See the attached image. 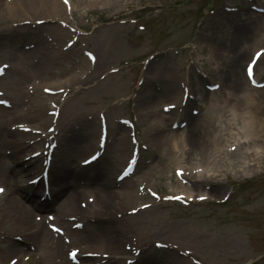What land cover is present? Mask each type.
Returning <instances> with one entry per match:
<instances>
[{"label": "rangeland", "instance_id": "1", "mask_svg": "<svg viewBox=\"0 0 264 264\" xmlns=\"http://www.w3.org/2000/svg\"><path fill=\"white\" fill-rule=\"evenodd\" d=\"M4 1L6 0H0V35L8 27H14L13 30L18 27L12 26V22H15L13 20L17 18L2 12ZM18 3L15 0L14 4L4 6L16 7L17 14H23L22 18L30 24L33 33L24 35V29L16 28L15 31L7 32L9 37H0V63L9 64L6 74L0 78V90L3 92L2 98L10 101L12 107H0L6 114L4 125L0 128H5L6 131L8 126L15 127L17 123H22L30 128L39 126V129H44L49 124L45 121L40 125L34 118L29 119V110L26 108L30 106L32 114V104L42 100L45 103L44 113L49 115L47 112L54 103H49V98H45L47 95L40 87L35 90L33 83L35 80H44L45 86H49L50 80L57 76L54 73L58 74V68L65 63V59H58L59 66L51 74L49 71L36 70L31 60V57L34 59L32 51H37L42 45L36 44V39L31 38V35L42 36L48 47L49 43L57 46L60 53L66 40L75 35L78 40L70 47V55L75 58L68 64V70H75L81 80L76 83L77 90L64 96L59 116L61 121L68 120L70 124L69 148L75 143L80 144L81 126L84 122H91V118L96 122L92 138L95 140L99 112L116 128L117 134L112 135L116 139H111L109 149L117 148L116 143L122 141L125 149L129 150L132 145L129 129L135 130L136 141L144 147L138 162L140 168L134 180L146 179L145 185L156 191L159 198H151L145 190L143 194H137V200L133 204H155L123 218L128 237L118 240L111 249L121 248L125 251V241L128 247L133 246L128 250L130 252H135L144 244L153 251L157 250L153 240H160L170 246L159 253L165 260H155L156 264H264V166L259 163L253 170L250 168L254 166L239 170L240 168H232L226 163L228 157L224 158L225 163L222 164L219 154V150L224 149L234 152L229 147L236 146V141L241 139L240 119L232 107L241 90L234 91L227 87L224 74L232 69L233 64L236 67L239 64L242 76L246 79L243 67L256 49L251 48L253 35L257 34L262 25L252 12L251 5H264V0H72L69 9H65L62 4V10L58 9L55 18L49 16L47 19L42 18L44 15L35 6L30 9L29 18H26L23 9L19 10ZM41 20L48 21L38 22ZM239 30H246L249 34L247 38L240 39L244 35L240 31L239 36ZM49 33L58 35V39H52ZM260 47H264V36L257 48ZM86 49L97 57L95 65L84 57ZM26 52H30L27 58L24 57ZM258 67L263 69L264 61ZM112 68L117 71H110ZM68 73L67 71L62 76ZM194 73L202 74L199 76L204 79L203 82L220 84L219 89L210 91L212 94L207 98L203 90H198L203 101L193 103L186 109L196 117L195 122L204 140L200 139L198 146L190 151L186 140H181V135L183 137L187 132L186 127L178 125V128H172L171 120L175 115L176 119L185 120L180 116L182 110L176 108L177 112L174 111V117L170 120H165L161 114L156 119L160 124V131L164 130L161 134L168 133L166 140L152 141L155 139H150L148 129L155 118L151 114L161 113V105L172 102V99L160 93V85L165 78L172 77L176 86L182 82L179 89L182 90L185 83L190 88L187 78L190 79ZM244 81V85L248 86V82ZM220 88L222 92L216 94ZM179 89L175 91L177 95ZM156 94L157 98L154 97ZM192 110L195 114L191 113ZM17 111H22L26 116L28 114L27 118H16ZM119 118L129 119L133 127L123 122L124 126L120 128L123 124L119 123ZM227 123H231V127ZM214 129L219 131L214 132ZM215 133L220 135V144L216 143L217 146L208 149L210 135ZM22 134L29 137L30 131ZM8 138L5 135L4 139ZM41 145L42 141L36 140L33 146L23 148L18 154H29L36 148L41 149ZM9 146L1 145L0 153L8 161L13 158L17 160L18 154L14 155V149ZM61 150L60 147L57 148L54 157ZM82 151L80 149L74 152L73 148L64 150L63 156L71 155L75 165L76 160L81 158L79 156L83 154ZM247 152H241L240 160L248 163L247 157H251ZM146 165H150L151 169L144 175ZM199 165L208 168V173L190 177L191 172V175L197 173ZM97 166L95 163L91 169ZM177 167L186 171L183 177L174 174ZM110 171L113 176L114 168L111 167ZM26 172L28 170L24 169V184L25 178L29 176ZM105 181L108 182L109 179ZM0 184L5 186L2 181ZM91 186L95 189L96 182ZM98 191L93 190V194ZM189 191L192 195L210 192V196L207 200L188 204L168 198L175 194L187 196L188 193L184 192ZM86 192L91 193L90 190ZM228 194V199L223 203L217 202ZM9 197L5 195L1 199V208ZM47 214H33V221L39 224L43 218L47 219ZM48 223L45 225L46 232H49ZM68 225L71 226V222ZM47 234L49 237V233ZM67 236L71 239L68 244L60 237V240L57 237L56 244L55 241L51 242V238H47L45 242H49V253L45 251L44 261L37 264H63L62 258L66 257L68 247L88 241L83 233L75 236L67 233ZM15 238L21 242V239ZM9 240L0 234V246ZM61 244L62 253L58 251ZM22 247L25 249L23 245ZM35 247L33 245L28 252H34ZM187 251L193 257L181 254L188 253ZM11 256L14 258L17 253H4L0 260L7 264ZM191 258L197 262H191Z\"/></svg>", "mask_w": 264, "mask_h": 264}, {"label": "bare ground", "instance_id": "2", "mask_svg": "<svg viewBox=\"0 0 264 264\" xmlns=\"http://www.w3.org/2000/svg\"><path fill=\"white\" fill-rule=\"evenodd\" d=\"M20 9L22 12H24V15L26 18H29V14L31 13L30 9L32 7H36L37 10H39L40 14L44 15L42 18H47L49 16L54 17L58 13V9L62 10V6L58 0H18ZM14 4L15 0L12 1ZM69 4H72V0H69ZM55 7L57 9H55ZM2 12L6 13L8 16L15 17L17 19L13 20L19 23H24V19L22 18L23 14L18 13L17 14V9L16 7H13L12 5L10 6H4L2 5L1 7ZM34 9V8H33ZM256 16L259 18L258 21L261 22V26L258 29L259 31L257 34L254 33V41L251 44V48L254 46H258L262 42V36L264 35V19L260 18V14H256ZM263 16V15H262ZM35 21V20H34ZM18 27V29L22 30L25 29L24 35H27V33H33V30L29 25H24L21 24ZM48 32H49V26L46 27ZM16 29V28H15ZM15 29L7 28L4 31V34L0 35L4 37H9L7 36V32L9 30L15 31ZM52 27H50V30ZM240 31H238V35L240 36ZM245 31H241V34L244 36H240L242 38H247L249 35L247 32V35H245ZM31 38L36 39L37 43H44V38L40 35H35L32 36ZM2 39V38H1ZM0 39V40H1ZM238 40V36H237ZM42 57L38 58V61L40 63H37L38 66L36 67V70L41 71H51L56 68L53 66V64H56V61L54 59H57L60 57V53L57 51H49L47 47H42ZM27 55V53H25ZM64 57L70 59V56H67L66 54H62ZM238 61V60H236ZM264 61V56L262 57V62ZM62 71L66 70L70 73V76H67L64 81L63 76H59L58 78H55L54 80L57 81H62L64 84H61L65 87L67 86H73L76 82V75L72 71V69L69 71L68 66H63L61 68ZM264 68L262 70H259L256 73L255 69V75L260 76L264 80ZM224 77L226 79V86L229 87L230 89L234 91H240V94L235 100L233 101L232 107L238 114V117L240 119V127H239V132L240 135H242V138L244 140H239L238 142V148L235 149L234 152H230L227 149L224 150H219L220 159L221 163L224 164V158L228 157V163L232 168H240L241 170H244L245 168L244 164L245 161L240 160L241 158V152L242 151H248L246 154L252 158L247 157L250 161L254 162V168L250 169H255L261 163L264 166V160L261 161L260 158L263 157L264 159V87L262 88H254L250 86H245L244 85V76H242V71L240 68V65L236 67V65H232V69L230 71H226L224 74ZM193 81L191 82L192 88H195L197 83H200L198 81L197 77H193ZM61 83V82H60ZM57 87H50L52 89H56ZM75 87V86H74ZM74 87L70 88L69 91H72ZM162 92L164 94H167L168 92L166 91V88H170V92H172V95L168 94V97H173L174 101L177 99L175 93L176 89H178V86L175 84V80L170 79V78H165L164 82L162 84ZM73 92V91H72ZM206 95L205 97L209 94V92L206 90L205 91ZM175 96V97H174ZM155 98L158 97V94L154 95ZM54 96L51 97L53 99ZM60 98V97H59ZM58 98V100H59ZM171 99V98H170ZM203 99V97H201ZM188 102H191V100L187 99ZM60 102V101H59ZM43 101L37 102V105L33 109L32 117L39 119L38 122L41 125L43 122L47 121L49 122L48 126L52 125V117H48L44 114L43 112ZM31 113V111H30ZM152 113V112H150ZM186 113V114H185ZM164 117L165 114L159 113V112H154L151 115L154 116V121L151 123L149 126V137L152 139L154 137L155 140L152 141H158V140H166V136H168V133H163L164 130L160 131L161 127L160 124L157 122L156 119H158L159 115ZM184 115L186 116L187 123H186V134H183V137L181 135V140L182 138L185 141L186 145H189L190 151L195 148V146H198L197 144L199 143V140L202 139V133L201 130L198 128V125L196 124L195 116H191L188 114V112H184ZM157 117V118H156ZM6 114L4 110L0 108V126L4 125ZM54 127V138H58L59 140V147L62 150H68L72 149L74 152L83 150L84 153H88V151L91 150L92 146V141H91V136L93 132L95 131V124L91 122H84L82 125V131L80 132V139L81 144L76 145V143L73 145L72 148H69V140H67V132L66 130L68 128V122H62L59 124V127L57 124ZM229 127H231V123H227ZM47 126V127H48ZM58 127V131L57 130ZM36 128V127H34ZM46 128V127H45ZM44 128V129H45ZM233 128V126H232ZM41 130L43 132H46V130ZM47 129V128H46ZM19 130L17 129L16 131L13 132H7L5 131V128H0V146H5V145H10L12 148L20 152L24 147L29 146L27 145V140L21 136V132H18ZM160 131V132H159ZM219 131V129L215 130L214 132ZM56 132V133H55ZM62 132V134H60ZM99 132V129H98ZM213 132V133H214ZM113 130L110 128V134L112 135ZM212 133V134H213ZM5 135L9 136L8 139H4ZM40 138L43 141L42 143V150L43 144L45 141L44 134H39ZM98 135V133H97ZM37 136L29 137L30 138V143L34 142L35 138ZM97 137V136H96ZM115 138V137H113ZM162 138V139H161ZM116 139V138H115ZM178 138H176L177 140ZM79 140V139H78ZM220 135H210V138L207 143V148L212 149L214 148V145L216 143L220 144ZM80 142V141H79ZM204 142V141H203ZM8 143V144H6ZM29 143V142H28ZM117 149L115 150L113 155H109L106 157V160L108 163H110L112 168H116L121 164L122 161V156L120 152L125 148V143L122 141H118L116 143ZM9 146V147H10ZM217 146V145H216ZM168 147V146H167ZM165 149V148H164ZM170 154L173 155L171 149L168 147ZM41 154L36 156V157H29L26 160L27 165H35V168H37V172H40L42 170V160L43 158L45 159L44 155ZM210 152V150H209ZM83 153V154H84ZM262 155V157H261ZM71 156V155H69ZM210 156V154L208 155ZM67 157V156H66ZM65 156H59L58 158H55L53 161V165L51 164L50 167L52 166L55 167V163H57L56 169H55V179H61L66 180L67 178H72L74 179L76 177L79 178L80 176L85 177L86 179V189L88 188L90 190L91 195L93 193L94 187L90 186V184L97 182L98 187L95 186V189H99V191L95 194L99 200V204H92V203H84V206H81V203H78L77 207L75 205L76 201L79 202L82 201V198H85L82 196L85 194L83 189L82 191L79 190V186H73L72 184L70 185L68 181L61 183L63 188L66 190L68 186L72 187L73 189L76 190L75 195H70L67 196L65 200L62 201V206L64 210L57 211V217L65 213L66 208L70 210L71 215L76 216L79 218L78 221H81L80 228H82L83 236H86L88 239L87 243H92V245L96 244V249H92L93 251L99 252V258H97L99 263L96 262L95 264H118L122 260L116 259L115 256L113 257H107V259L104 262H101V259L103 258L102 254L107 253V252H112L111 249L107 250L108 248H111L114 243H116L118 240L127 238V230L125 229V225L123 223V215L126 214L128 211L129 206L134 202L136 199V195L132 192V185L129 184L128 180L131 179L129 178L127 181L122 182L120 189H109L110 184L112 182H106L103 183L104 179H108L111 177V167H109V170L106 169L105 167H99L98 169L92 171V172H87V171H82L79 170L77 174H73V170L70 169V158L68 161L63 163V158H66ZM246 158V157H245ZM60 161V163H59ZM23 163V162H22ZM262 167V166H260ZM80 169V167H78ZM264 169V167H262ZM51 169V171H52ZM239 169V170H240ZM57 170V172H56ZM208 170V169H207ZM207 170L204 172L206 175L208 172ZM215 170V169H214ZM218 170V167L216 168ZM201 176V175H200ZM31 178V177H30ZM28 178V179H30ZM0 181H2L6 188L4 191V194L1 195L0 197L3 198V196L7 195L10 196L3 208L0 207V212L3 214V221H0V234L4 236H8L10 240L6 242L4 245L0 246V255L8 252H15L17 254L20 253H25L27 254L28 250L32 248V246L35 247L34 253L31 255H36V257H30L26 262L23 261L22 256L21 260L15 264H32L33 262L36 263H42L44 261L43 255L41 256V252L44 251H49V242H45L47 240L48 234L49 236L51 235L50 232H46L45 230V222L46 220L44 219L42 224L35 223L33 221V214L35 213L38 215V213H44L45 211L49 210L53 206V201L55 200V197H52V200H44L41 201L39 196H37V192L35 188L25 185L22 183L21 179V168L15 167L11 165V162L8 161L5 157L4 154L0 153ZM60 181V182H62ZM72 183V182H71ZM107 184V186L105 185ZM2 185V184H0ZM113 185H117L115 182H113ZM102 192L103 195H100L99 193ZM2 194V193H1ZM56 195L58 196L57 192ZM56 217V218H57ZM74 223V222H72ZM44 227V229H43ZM65 231L67 233H70V235L75 236L78 235V230L77 229H71L70 227L66 228ZM15 237H18V239H21V242H18ZM123 241V240H122ZM121 241V242H122ZM22 245L25 247V249L22 247ZM47 249V250H45ZM58 251L62 253V246L58 248ZM37 252H40L39 254ZM121 253V252H120ZM142 256H140V260L138 264H151L154 263L156 264L157 260L164 259L163 256L159 257L153 252H145L143 250ZM107 256V255H106ZM86 260V257H83ZM11 259V257H10ZM137 260V261H138ZM156 260V262H155ZM63 264H72L70 260L68 259H62ZM135 263V262H134ZM90 264V263H88ZM120 264V263H119ZM137 264V263H136Z\"/></svg>", "mask_w": 264, "mask_h": 264}, {"label": "snow or ice", "instance_id": "3", "mask_svg": "<svg viewBox=\"0 0 264 264\" xmlns=\"http://www.w3.org/2000/svg\"><path fill=\"white\" fill-rule=\"evenodd\" d=\"M65 3H67V0H65ZM90 57L92 56L91 53L88 54ZM255 65H251V77L252 79L255 78V71H254ZM248 72H249V65L246 67V75L248 76ZM218 87V86H217ZM0 103H6V101H0ZM168 107H174V105H169ZM36 155H39L38 153ZM99 153H96L94 155H92L91 157H89V159L85 160L84 163L87 164L89 163L91 160H94L98 157ZM130 166V165H129ZM181 174V172L179 171V175ZM0 191H3V189H0ZM200 199H204V197H200ZM143 207H147L146 205H143ZM49 219H54L52 217H50ZM53 229L55 231H60L59 228H57L55 225H52ZM70 255H75V253H70ZM13 264H15V262L13 261Z\"/></svg>", "mask_w": 264, "mask_h": 264}]
</instances>
